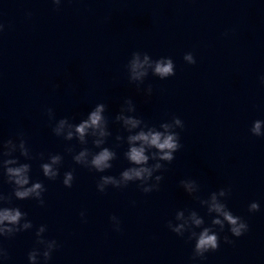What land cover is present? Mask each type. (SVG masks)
<instances>
[{"label": "clouds", "instance_id": "clouds-1", "mask_svg": "<svg viewBox=\"0 0 264 264\" xmlns=\"http://www.w3.org/2000/svg\"><path fill=\"white\" fill-rule=\"evenodd\" d=\"M62 0H51V3L59 8ZM30 15V14H29ZM4 25L0 23V33ZM225 36L228 33H224ZM183 60L189 64H196V58L192 52H187ZM128 81L135 84L137 89L144 84L145 79L151 73L152 76L161 80L174 76L175 63L171 57H160L153 59L147 52L133 51L126 64ZM260 83L264 85V75L260 76ZM153 86L149 84L144 89L146 96H151ZM107 105L97 103L78 123L73 122L74 117H63L56 119L52 108L45 109V114L51 124L54 136L62 138L65 142L76 141L80 146L76 151V145L66 144L65 152L72 156L76 165L87 168L89 171L101 174L96 183V189L105 193L111 186L116 189H124L130 183H136L137 187L145 194L158 191L160 182L163 180L162 173L166 171V165L171 164L183 145L180 142V133L183 130V120L173 115L169 120L150 124L141 116L137 115V108L131 98H126L119 111L111 119L112 123L120 125L121 132L115 136L113 147L105 146L108 138L112 136L110 130V118L106 116ZM54 122V123H53ZM251 135L264 137V120L256 119L250 128ZM126 133V135L124 134ZM91 142V147H89ZM127 145L123 151V159L128 162L118 176L104 175L113 168V161L119 158L115 149ZM95 149V150H94ZM19 153L25 161L39 158L40 169L43 176L55 181L60 176V167L63 163V155L59 153L41 152L33 156L23 132L17 133L16 139L0 138V180L11 186V191L5 194L0 191V241L12 239L18 233L33 229V222L28 219V213L22 211L19 206H14L13 201L35 200L41 207L45 205L44 193L47 191L42 181H33L31 178L32 166L29 162H21L15 154ZM161 173V174H158ZM75 180L74 170L63 173L62 184L71 188ZM179 186L192 199L199 202L206 214L211 217L206 226L203 216L193 209H180L175 213V223L167 222L168 229L179 237L187 233V241L193 242L191 260H203L209 252H215L220 247V233L225 231L233 237L244 235L249 226L240 216L235 215L228 207L227 198L230 188H220L209 193L207 198L199 195L200 184L192 178L179 181ZM260 210V204L256 201L248 205V211L254 213ZM81 219L85 213H80ZM115 231H120V220L113 215L110 218ZM200 229V231H197ZM46 225H40L35 230V246L27 253L28 264H48L52 259L53 252L59 247L55 239H46L44 233ZM224 243H233L227 235L223 237ZM10 259L8 250L0 243V260Z\"/></svg>", "mask_w": 264, "mask_h": 264}]
</instances>
